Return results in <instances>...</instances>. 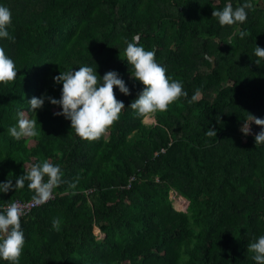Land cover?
I'll list each match as a JSON object with an SVG mask.
<instances>
[{"label":"trees","instance_id":"16d2710c","mask_svg":"<svg viewBox=\"0 0 264 264\" xmlns=\"http://www.w3.org/2000/svg\"><path fill=\"white\" fill-rule=\"evenodd\" d=\"M246 2L0 0L14 37L0 47L18 70L0 84V183L15 184L45 160L63 174L54 198L21 218L19 264H256L248 245L264 235V144L255 145L260 126L247 136L241 128L249 114L264 119V59L257 65L254 54L264 48V0H251L243 24L212 17ZM135 36L188 93L150 124L129 107L144 87L125 57ZM82 66L101 77L116 71L130 90L114 88L125 109L95 141L77 136L48 99L36 112L29 105L60 99L54 77ZM20 112L37 121L38 136L9 134ZM27 185L0 192V206L32 199ZM172 191L188 202L185 211L174 208Z\"/></svg>","mask_w":264,"mask_h":264},{"label":"clouds","instance_id":"9594fccd","mask_svg":"<svg viewBox=\"0 0 264 264\" xmlns=\"http://www.w3.org/2000/svg\"><path fill=\"white\" fill-rule=\"evenodd\" d=\"M250 9H253L251 0L235 9L229 3L223 10H214L212 17L218 18L221 26L243 24L248 15L246 10ZM11 23V10L0 5V38L14 40L8 32ZM246 35L248 33L245 31L239 32L240 38ZM138 42L139 36L133 37V42L125 41L127 45L125 57L127 63L131 65L132 77L144 86L129 107L147 121L157 112L167 111L168 107L181 97L187 98L188 93L184 91L181 82L170 79L166 68L157 63L155 52L137 46ZM254 54L258 58L255 62L259 65L260 60L264 59V48L256 45ZM17 73L15 62L6 55L4 48L0 47V84L13 83ZM54 81L57 84L62 83L60 99L33 97L29 101L30 109L36 112L44 106L45 99H48L52 105L62 109L54 115H62L70 120L71 130L74 129L77 136L87 141H95L105 135L108 129L119 120L125 109L124 103L116 98L114 88H118L124 95H130L129 88L116 71H108L101 77L96 69L89 66L61 72L54 77ZM197 95H199L198 92L189 103L196 100ZM18 117L17 124L8 129L14 139L34 138L39 135L35 119L27 118L23 112L18 113ZM252 123L261 127V131L255 134V145L264 144V119L249 114L241 128L242 133L245 136L251 134ZM206 135L216 137L217 133L214 128H209ZM62 175L59 165H53L45 160L41 164H33L24 175L15 180V184L12 179L0 183V192L7 193L22 189L25 181H28L29 190L34 192L32 200L35 205H43L53 198L54 189L62 183ZM45 177H47L46 180ZM70 186L75 187V184ZM24 215L23 207L16 202L9 203L0 210V259L9 264H19L25 246V236L21 228V218ZM60 224V220L55 219L52 226L59 231ZM248 251L254 254L252 258L256 264H264V235L251 242L248 245Z\"/></svg>","mask_w":264,"mask_h":264},{"label":"rangeland","instance_id":"374dc122","mask_svg":"<svg viewBox=\"0 0 264 264\" xmlns=\"http://www.w3.org/2000/svg\"><path fill=\"white\" fill-rule=\"evenodd\" d=\"M153 121H154L153 117L151 119H148L147 121L144 120V122L147 124H150ZM30 143L32 144V141ZM170 198H171L172 204L176 210H178V211L183 210L184 211L186 209L188 203L184 198L178 196L176 193H173V191L170 194ZM94 232H95V234L100 235V231L97 228L94 229Z\"/></svg>","mask_w":264,"mask_h":264},{"label":"built area","instance_id":"2783aa9c","mask_svg":"<svg viewBox=\"0 0 264 264\" xmlns=\"http://www.w3.org/2000/svg\"><path fill=\"white\" fill-rule=\"evenodd\" d=\"M127 188H129V185L127 186ZM53 198H54V193H53ZM52 198V199H53ZM50 199V200H52ZM49 200V201H50ZM48 201V202H49ZM12 202H16V203H19L23 209H24V212H25V215H28L29 213H31V211L41 205H35L34 201L32 199H29V200H21V199H16V200H13ZM10 202V203H12ZM9 204V203H8ZM7 204L3 205V206H0V210H2Z\"/></svg>","mask_w":264,"mask_h":264},{"label":"water","instance_id":"95a60500","mask_svg":"<svg viewBox=\"0 0 264 264\" xmlns=\"http://www.w3.org/2000/svg\"><path fill=\"white\" fill-rule=\"evenodd\" d=\"M187 203H188V202H187ZM187 205H188V204H187ZM185 210H186V209H185ZM185 210H184V211H185Z\"/></svg>","mask_w":264,"mask_h":264}]
</instances>
